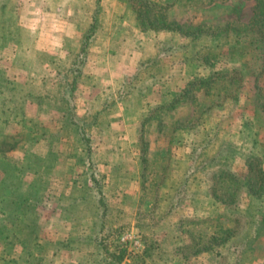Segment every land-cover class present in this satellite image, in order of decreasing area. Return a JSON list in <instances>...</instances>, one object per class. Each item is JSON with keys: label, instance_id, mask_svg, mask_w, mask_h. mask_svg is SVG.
Returning a JSON list of instances; mask_svg holds the SVG:
<instances>
[{"label": "rangeland", "instance_id": "rangeland-1", "mask_svg": "<svg viewBox=\"0 0 264 264\" xmlns=\"http://www.w3.org/2000/svg\"><path fill=\"white\" fill-rule=\"evenodd\" d=\"M24 2L0 0V35L4 28L7 34H14L12 38L0 39V264H40L43 255L41 259L36 257L40 258L38 254L45 252L53 257L58 249L54 247L55 240L66 237L64 232L53 228L67 219L72 220L74 225H83L86 231L84 237L94 242L105 234L97 225L102 218L110 226H118V221L131 228L135 223L140 225L138 235L151 240L152 249L150 256L136 262L139 264H161V259H166L163 264H254L253 259L258 264H264V240L260 238L246 248L240 257L236 256L235 250L238 248L232 246L218 245L199 257L184 261H179L180 253L173 251L174 242H189L191 231L199 230L209 235L216 226H233L235 233L232 238L243 235L245 239L252 228L260 224L258 220L264 218V190L260 194L251 193L256 195L248 196L247 192L235 188V184L227 179L230 174L242 178L248 170L246 156H261L264 151V69L259 70L258 61L251 52L229 41L233 36L232 28L242 27L252 15L254 0H169L166 3L165 14L170 21L202 25V33L199 40L191 43L188 37L177 35L176 44L181 46L179 50L185 52L184 57L180 55L181 64L184 63L188 77L182 78L179 71V84L173 85L170 91L165 86L160 93L170 99L172 94L169 92L179 90L188 79L203 78L214 71L228 69L237 70L241 75V83L237 88L238 99L232 101L223 98L221 81L215 80L205 88L192 89L188 93L185 101L189 103V116L186 107L178 111L180 116H185L183 121L174 122L171 117L169 122L167 120L161 124L159 117L163 114V108L157 109V113H152L155 115L151 117L153 120L149 119L145 123L147 125L140 133L142 138L137 137L134 141L139 143L144 140L147 144L140 157L136 155L139 153L137 149L131 152V158L137 161L133 168L128 163L127 166L120 165L123 152L98 151L102 155L108 153V159L116 165L111 174L95 170V177L104 185L103 194L95 192L96 188L86 174V154L76 151L78 140L76 129H72L75 127H71L72 114L75 112L82 116L85 110L87 114L108 111L106 118L113 120L116 129H121L116 102L130 96V99L127 97L130 101L143 100L152 107L157 96L154 88L158 85L149 86L145 93L147 96L133 90L117 97L115 89L120 87L123 75L105 78L114 82L112 88L117 99H112L114 104L107 102L104 108L101 105L100 109H95L99 105L87 102L83 95L85 93L91 98L92 91L78 86L80 72H71L69 76L60 73L58 79L54 78V70L69 64L65 55L73 57L69 51L73 53L78 50L79 42L77 35H74V28L77 27V32H80L86 28V24L42 16L34 24L37 28H22L24 25L16 23V18L25 8L27 10L28 6H24ZM86 2L93 3L94 11L103 20L108 8L102 7L99 3L102 0ZM125 2L127 8L122 5L119 7L118 4L112 6L110 24L113 32L124 17L126 24L123 23V26L127 29L125 38L108 41L107 29L104 28L105 35L101 32L98 34L104 36L99 46H106L109 42L111 49L117 50L124 46L134 50L135 54H153L154 41L149 42L142 33L135 34L139 27L131 1L125 0L123 4ZM174 4L177 6H172ZM157 9L153 8V11L157 13ZM72 30L73 39L64 40L71 45L66 52V49L61 48L60 37ZM160 36L161 33L154 40L161 39ZM144 41L149 42L151 52L145 50ZM45 51L51 52L50 55L43 54ZM92 53L90 51L85 55L83 63ZM203 55L215 56L210 59L213 63L207 64L202 59ZM129 73L126 75L127 81ZM256 74L255 80L252 75ZM73 75L74 94L67 100V82ZM70 112L72 117H69ZM150 121H153L152 127L148 124ZM162 127L169 135L154 133V130ZM112 141L123 140L115 138ZM95 143L110 145L107 135L95 140ZM90 154L92 158L88 155L87 160H101L98 153ZM259 162L264 169V158L259 159ZM221 165L230 174H224V179L218 183L216 174ZM132 169L138 175V187L127 189L137 190L138 194H117V191L124 190L121 188L124 186L122 176L132 173ZM194 178L200 180L199 189L196 188L198 182L192 181ZM214 183L219 186L216 191L220 194H234L228 206L216 205L209 199L207 186ZM82 188L90 191L86 190L85 193ZM81 194L85 197L79 199ZM98 199L103 205L97 202ZM198 202L202 207L197 206ZM167 206H171V212L159 219L158 216ZM101 208H104L102 218L99 213ZM59 209L64 212L57 217L54 213ZM119 211L121 214L118 218ZM182 218L196 222L179 224ZM262 222L264 224V219ZM127 231L125 233L137 239L133 229ZM24 245L32 252L29 262L20 260ZM140 246L139 243L133 249L137 251ZM184 250L190 251L187 248Z\"/></svg>", "mask_w": 264, "mask_h": 264}, {"label": "trees", "instance_id": "trees-1", "mask_svg": "<svg viewBox=\"0 0 264 264\" xmlns=\"http://www.w3.org/2000/svg\"><path fill=\"white\" fill-rule=\"evenodd\" d=\"M96 1V0H95ZM131 1V8L134 11L135 19L138 24V27L140 29V32L146 36L147 40L149 42H153V47L156 52L160 53L162 52V56L164 57L169 53H172L176 50L181 49V46L176 44L177 35H180L182 37H188V41L191 43L192 41L199 40V36L202 33V25H184L181 23H178L173 20H169V18L165 14V10L167 8L166 3H168L169 0H165L164 2H159L156 0H130ZM212 0H209V2ZM170 3V2H169ZM98 4L96 3V9H98ZM153 8H158L156 11H153ZM95 9V10H96ZM159 11V12H158ZM2 22V20L0 21ZM86 24V28H84L82 31L77 32L74 28L76 35L78 37V50L71 53L70 48L71 45L67 42L65 43L64 40H70L73 39L72 31H69V33H64L63 36L60 37L61 39V48L66 49V52H70V54H73V57H69L68 54L65 55L66 61L69 62V64H65L64 68L60 70H54L55 79H58V76L60 73L65 76H69L68 74L73 72L74 74H77L80 72L81 65L84 61V57L87 53L90 51H96L101 49L99 46V43L101 42L102 38L104 36H98V34L101 32L103 35L105 33V29L101 23V19L99 18V13L97 14L96 11H94L89 18L85 19L83 21ZM82 22V23H83ZM2 28H0L1 30ZM11 32L10 30H7ZM104 31V32H103ZM3 29L2 35H0V39L3 38H12L14 37L13 33H8ZM68 32V31H67ZM74 32V35H75ZM161 33V39L155 41L154 39ZM233 36H231V39L229 40L231 43L238 44L243 49L248 50L249 52L254 55L256 60L258 61L259 70L264 69V0H254V7H253V13L248 19L247 23H245L242 27L238 28H232ZM151 33V34H149ZM16 34H18L16 32ZM150 35H153L151 37ZM16 36V35H15ZM64 51V53H65ZM40 53V52H38ZM51 52H44L43 54H49ZM110 53L117 55V60L120 61L123 59L125 61V64L131 63V65L136 69L126 70V75L129 73V79L126 80L124 83L121 84L120 87L115 89V93L117 97H120L121 95L125 94L129 91H137L142 95H146L145 93L148 91L149 86L152 84H160L165 85L164 79L156 80L154 77L155 70L157 68H161L159 66L158 59L154 58L150 61L144 62V65L142 62H135V56H137L134 53V50L127 49L124 46L119 47L117 50L114 48H110ZM42 54V53H41ZM215 57V56H214ZM213 56L203 55L202 59L207 62V64L211 65L213 62L210 59L214 58ZM221 57V56H220ZM217 58V57H216ZM42 60V59H40ZM71 62V65H70ZM63 63H66L63 61ZM177 64V67L174 68V72L178 73L180 71V61L175 62ZM142 65V66H141ZM170 66V65H169ZM124 68L123 66L121 67ZM124 72V70L122 71ZM237 70H228L223 69L220 71H214L211 75L203 78H190L188 79L179 90L177 91H171L172 98L162 106H159L158 109L163 108V110H170L174 108L178 103L181 101H185L186 97H188V93L192 89H199L200 87H206L210 82L212 81H221L220 82V88L222 90V97L230 100L236 101L238 99V93L239 90L237 89L240 86L241 83V75L238 76ZM259 74V73H258ZM57 76V78H56ZM74 76L70 79L69 82H67L69 86V92L67 94V100H69L70 96L74 94ZM257 77L256 75H252ZM127 79V77H126ZM147 96V95H146ZM65 102V100H64ZM109 104H114L113 100H110L108 102ZM94 111L89 112L85 110V113L82 116H78V114H72L70 112V116L72 117L71 120V127H75L72 129H76V138L78 140L76 151H82L86 154V174H88L89 179L92 180V183L94 185V188H96V193L103 194L102 187L104 186L101 180H98L97 177H95V170L104 173L106 171L107 174H111L115 170V162L108 159V153L104 156L97 150L98 143H95V140L101 139L103 136H108L109 143L113 146V139L117 138L119 136V132L121 129H116L117 126L114 125L113 120L110 118H106L108 111ZM112 120V121H111ZM149 119H142L140 121L141 128L143 127V124L147 122ZM141 131V129H140ZM182 134V133H181ZM75 135V134H74ZM79 135V136H78ZM95 135L96 137H93ZM139 139H141V135H138ZM171 140V139H170ZM97 144V145H96ZM105 145V143H103ZM147 142L144 140H140L139 143H135V148L137 151H139L137 157H140L143 155V151L146 149ZM112 149V147H109ZM149 150V148L147 147ZM96 154L98 153V156L101 160L95 161V160H87L92 158L91 153ZM109 152H112L109 150ZM89 155V157H88ZM264 158V151L260 155H252V156H246V166L248 168L247 172L244 173L242 178H239L235 176L234 174H230V172H226V170L223 168V165L219 166L218 168V183L221 182L224 178L223 175L230 174L227 179H229L232 183L235 184V188H241L245 192H247L248 196H253L256 194L251 193H262L264 190V169L261 167V164L259 162V159ZM88 161V162H87ZM257 162V164H255ZM253 165H256L254 168ZM101 181V182H100ZM194 182H198L196 184V188L199 189V183L200 180L192 179ZM87 182V181H86ZM88 184V183H87ZM83 184H81L82 186ZM86 187H89L86 185ZM219 186H216V183L212 184L211 186H207L208 191L210 194H208L209 199H211L212 203H215L216 205H224L228 206L230 202L233 201L234 194H220L216 191V189ZM83 191L86 190L89 192L90 190L86 188H82ZM235 189H233L234 191ZM207 191V192H208ZM84 194H81L78 196L79 199H82ZM85 199V198H84ZM83 199V200H84ZM89 199V198H88ZM97 202L99 204L103 205V202L101 199H98ZM198 207H202V204L200 202L197 203ZM199 209V208H198ZM171 212V206H167L163 209L161 214L158 216V218H162L163 216H168ZM100 218L104 216V208H101L100 210ZM157 218V219H158ZM262 219L260 218L258 221H260V224H256L254 228H252V231L249 232L245 239L244 236L241 235L238 238L234 237L232 238L233 234L235 233V228L233 226H216L212 233L209 235H205L204 233H201L199 230L191 231L190 237L188 238L189 242L184 243H175L174 242V248L173 251L175 253H180L178 255L179 261H184L189 258L193 257H199L202 253H206L207 251H210L214 249L216 246H223L228 247L232 246V248H238L236 249V256L240 257L243 251L246 248H249L254 244L255 241H258L257 239L264 240V224H262ZM217 221V219H215ZM182 222H196L192 219L184 220L183 218L179 221V224ZM198 222V221H197ZM218 223V222H217ZM98 227L101 230L105 231V234L99 236L97 240H95V249H97L96 254L100 255L99 263L100 261H103V264H118L120 261L123 260V258H127L129 262L126 264H139L136 263L141 262L146 256H150V251L152 249L151 240H147L145 238H142L141 235H138L140 233V225L138 223H135L134 226L127 227L126 225H120V226H113L111 227L108 222L99 219L98 221ZM133 229L135 233L137 234V239L140 243L139 250H134L135 248L131 241H121L120 236L124 234L125 232H128L127 230ZM175 239V238H174ZM37 245V244H36ZM24 246H22V249H24V252L22 254V257L20 260L22 262H29L30 257L32 256V252L28 251L27 248L25 249ZM243 247V248H242ZM190 249L188 252H184V249ZM44 250V248L42 249ZM46 250V249H45ZM46 254V253H45ZM45 254H38L41 255ZM175 257V256H173ZM140 259V260H139ZM174 259V258H171ZM166 261V259H164ZM164 260L161 259L162 263ZM169 260V259H168ZM10 262H13L14 260H9ZM97 262V263H98ZM96 263V264H97Z\"/></svg>", "mask_w": 264, "mask_h": 264}, {"label": "crops", "instance_id": "crops-1", "mask_svg": "<svg viewBox=\"0 0 264 264\" xmlns=\"http://www.w3.org/2000/svg\"><path fill=\"white\" fill-rule=\"evenodd\" d=\"M24 6H28L27 10L25 8L24 11L21 12V14L18 15L16 18V23L21 22L24 26L22 28L26 29H35L37 28L34 24L39 22V18L42 16H50L55 17L56 19H64L66 22L75 23V24H81L86 17L91 15L94 12V5L93 3L89 4V2H86L87 0H23ZM123 1L125 0H102V2H99L102 4L103 8H108L105 10V14L103 17V22L107 29V36L106 38L108 41L111 39H119L125 38V33H127V29L124 28L123 23L126 24V20L123 17L121 22H119L118 27H114L113 32H111V15H112V6L118 4L120 7L121 5L125 8L128 7V4L125 2L123 4ZM85 2V3H84ZM100 4V5H101ZM177 6V5H172ZM58 7L60 9H58ZM118 18V17H117ZM124 19V20H123ZM34 26V27H33ZM77 31V28H76ZM79 31V30H78ZM124 31V32H123ZM104 32V31H103ZM137 32L140 34V29H136ZM76 34V32H75ZM105 35V34H104ZM143 36V34H142ZM140 37V36H139ZM146 37V36H143ZM145 43L143 45L145 50L151 52V47L149 46V42L144 41ZM105 43V42H103ZM109 44V42H107ZM106 46H100L101 49L93 51L90 57L87 58V60L83 63L81 67L80 74L77 77V83L78 86H84L87 88V91H92V97L90 98L85 93L83 94L86 96V101L89 103H94L99 106H95V109H100L101 105L104 108V105L107 104L110 100L114 99L116 101L117 98H115V93L113 90L114 82L108 81L105 78H113L117 76L123 75L124 78H122L121 84H125L126 81V70L134 69L136 70L131 63L125 64V61L117 60V55L110 53V47L109 45ZM153 54L150 53H140L136 54L135 56V62H142L144 65V62L150 61L152 59H158L159 66L161 68H157L155 70L154 77L156 80L164 79L165 85H158V87H155L154 94H157L154 98L155 106L152 107L143 100H129L130 96L122 97L116 102V107L119 112L121 122L118 124L121 126V131L119 132V136L117 137L119 140H123L122 142L116 141L113 143V146L110 144L104 145L103 143H98L97 150L101 151H119L122 153V158L120 160V165H130L131 168H133L137 163L136 160L131 158V152L136 150L134 141L137 139L138 135L142 133V130L146 127L147 124H143V127L141 128L140 121L142 119H151V117L155 116L152 115L154 112H158L157 109L159 106H162L165 104V102H168L169 98H164L165 95H163V88H166V90L170 91V89H173V85L179 84L177 83V78L179 77L178 73H175L174 68L177 67V64L175 62L180 61V72L182 78L185 79V76L188 77V75L185 73V65L184 63L181 64V58L180 55L184 57L185 52L183 50L174 51L172 53L167 54L164 57L162 56V52L158 53L153 49ZM182 57V58H183ZM170 65V66H169ZM124 67L123 69L121 67ZM142 66V65H141ZM124 70V72H122ZM180 78H178L179 80ZM166 86V87H165ZM86 91V92H87ZM171 94V92H169ZM132 94V93H130ZM94 95V96H93ZM187 101H181L178 103L174 108L170 110H163L162 116H160V122L161 124L165 123L167 120L170 121V118L173 117L174 122H180L184 120V115L180 116L178 114V111L182 107L187 108V117L189 116V109ZM152 109L151 111L149 109ZM155 114V113H154ZM148 124H150V127L153 126V121H150ZM163 127H165L163 125ZM156 129L154 130L156 134L158 135H169L167 134V131L165 129ZM141 129V131H140ZM116 138V139H117ZM151 142V141H150ZM109 147H112L109 148ZM149 148V147H148ZM132 173H128L126 175H123L122 178L124 180V186L121 188H124L122 191H117V194H138L137 190H129L128 188H134L137 186V179L138 175L136 172L132 169ZM106 175V174H105ZM107 178V176H106ZM66 197V196H65ZM122 197V196H120ZM70 198V196H69ZM72 198V197H71ZM67 199V198H66ZM120 207V203H118ZM61 209H59L58 212H55L54 214L58 216L62 215ZM120 211L118 214V218L120 215ZM66 219V218H65ZM64 220V219H62ZM68 220V219H67ZM64 220L63 222H59L58 226L55 225L54 228L52 225H50L53 230H56L58 232H64L65 238H62L59 240H55L54 247L58 248L57 251H59V254H57V251L55 250V255L53 257H49L48 255H43V258L41 259L40 264H96L99 259L100 255L96 254L97 249H94L95 241L89 240L88 238H85L83 225L75 224L72 220L68 221ZM119 220V219H118ZM113 222V221H112ZM78 226V227H73ZM118 226L122 225L121 222L118 221ZM56 227V228H55ZM97 229L98 227L95 226ZM113 227V226H111ZM75 230H78L79 232H75ZM104 231V230H102ZM86 232V231H85ZM84 234V235H83ZM59 243V244H58ZM46 253V252H45ZM127 258H123L122 261H120L118 264H126L128 263ZM252 263H257L255 259L252 260ZM97 264H103V261L98 262ZM258 264V263H257Z\"/></svg>", "mask_w": 264, "mask_h": 264}, {"label": "built area", "instance_id": "built-area-1", "mask_svg": "<svg viewBox=\"0 0 264 264\" xmlns=\"http://www.w3.org/2000/svg\"><path fill=\"white\" fill-rule=\"evenodd\" d=\"M120 240L121 241H125V240L131 241L132 245H134L135 247H137L139 245L138 240L135 237L132 238V236H130L128 233L122 234L120 236Z\"/></svg>", "mask_w": 264, "mask_h": 264}]
</instances>
